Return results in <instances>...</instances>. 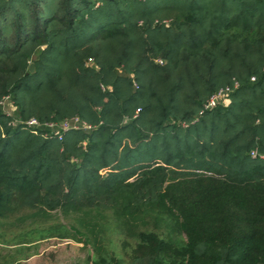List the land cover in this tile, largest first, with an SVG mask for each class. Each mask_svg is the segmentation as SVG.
I'll return each mask as SVG.
<instances>
[{"label": "trees", "instance_id": "trees-1", "mask_svg": "<svg viewBox=\"0 0 264 264\" xmlns=\"http://www.w3.org/2000/svg\"><path fill=\"white\" fill-rule=\"evenodd\" d=\"M6 96L0 218L155 224L129 262L96 246L92 264H264V0H0ZM75 116L96 128L59 141L13 124Z\"/></svg>", "mask_w": 264, "mask_h": 264}, {"label": "rangeland", "instance_id": "rangeland-1", "mask_svg": "<svg viewBox=\"0 0 264 264\" xmlns=\"http://www.w3.org/2000/svg\"><path fill=\"white\" fill-rule=\"evenodd\" d=\"M2 107L17 116L10 101ZM125 220L114 210H55L48 217L40 210H19L0 218V264H92L96 246L129 262L140 233L154 230L155 224L131 221L125 226Z\"/></svg>", "mask_w": 264, "mask_h": 264}, {"label": "built area", "instance_id": "built-area-1", "mask_svg": "<svg viewBox=\"0 0 264 264\" xmlns=\"http://www.w3.org/2000/svg\"><path fill=\"white\" fill-rule=\"evenodd\" d=\"M167 24V22H165ZM158 63L162 64L161 60L157 61ZM255 78H252V81H254ZM239 82L235 81L232 85L226 86L224 88L219 89L216 91L203 105V108L199 112V116H203L205 112L211 111L215 109L216 107L220 105H228L229 104V97L234 91H236L239 88ZM103 90L104 87H102ZM11 103V107L16 109L13 105V102L9 96H6L3 98V100L0 102L1 108L4 106L5 103L9 102ZM138 110L137 112H139ZM3 112L9 116H13L8 111L3 110ZM14 117V116H13ZM14 125H25L28 128H31L35 131L43 132L46 135L55 136L58 138L59 141H63L64 136L68 132L72 131H84V132H90L96 127L87 123L83 119H81L78 116L68 118L65 120H62L60 122H49V123H41L35 118L29 119L27 121H23L21 119L16 118L14 120ZM84 146H86V142L83 143ZM253 157H257L256 152H252Z\"/></svg>", "mask_w": 264, "mask_h": 264}, {"label": "water", "instance_id": "water-1", "mask_svg": "<svg viewBox=\"0 0 264 264\" xmlns=\"http://www.w3.org/2000/svg\"><path fill=\"white\" fill-rule=\"evenodd\" d=\"M35 73V64H31L28 70V74H34Z\"/></svg>", "mask_w": 264, "mask_h": 264}, {"label": "crops", "instance_id": "crops-1", "mask_svg": "<svg viewBox=\"0 0 264 264\" xmlns=\"http://www.w3.org/2000/svg\"><path fill=\"white\" fill-rule=\"evenodd\" d=\"M118 258H119V257H118ZM24 263H25V262H24ZM26 263H27V264H29V262H28V261H27Z\"/></svg>", "mask_w": 264, "mask_h": 264}]
</instances>
